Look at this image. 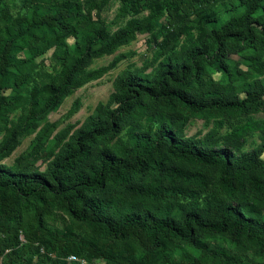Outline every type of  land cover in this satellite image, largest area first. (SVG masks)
I'll return each mask as SVG.
<instances>
[{"label": "trees", "instance_id": "16d2710c", "mask_svg": "<svg viewBox=\"0 0 264 264\" xmlns=\"http://www.w3.org/2000/svg\"><path fill=\"white\" fill-rule=\"evenodd\" d=\"M219 2L229 3L236 13L244 11L223 23L215 7ZM27 5L29 12L12 19L0 33V121L6 103H17L2 91L11 86L21 93L33 82L36 58L49 50L51 34L62 69L45 85L42 110L56 108L72 89L91 79L87 67L93 57L128 43L148 23L138 20L109 33L91 23L84 29L86 16L78 19L70 0L58 6L27 0ZM146 6L153 9V18L163 11L169 16L153 71L125 70L103 114L86 120L44 171L24 163L15 168L0 163V255L9 249L12 261L20 260L40 239L31 234L28 243L21 241L22 202L39 203L35 211L42 225L43 213L54 200L76 219L97 225L114 239L134 238L151 252L163 247L162 239L196 243L198 232H209L224 233L238 247L264 253V214L254 206L259 203L264 209V117L252 116L264 113V81L253 79L236 89L225 61L232 51L250 49L254 52L247 58L264 72V0H123L121 11L139 13ZM194 12L198 34L191 19ZM68 33L76 38L73 46L65 39ZM22 49L27 56L15 73L11 68ZM207 64L227 74L216 79ZM37 88L34 83L33 92ZM207 111L246 120L214 142L187 136L189 120ZM145 116L149 130L136 125ZM123 130L126 141L112 148L109 143ZM253 131L260 133L257 147L242 150L236 145ZM18 133L10 129L0 153L13 148ZM206 165L219 169V191L202 196L207 176L196 168ZM67 241L60 249L64 255H77L84 247L102 254L86 240ZM205 251L203 261L211 257L242 264L225 250L211 255ZM109 258L122 263L118 257ZM44 263L43 258L39 264Z\"/></svg>", "mask_w": 264, "mask_h": 264}, {"label": "rangeland", "instance_id": "374dc122", "mask_svg": "<svg viewBox=\"0 0 264 264\" xmlns=\"http://www.w3.org/2000/svg\"><path fill=\"white\" fill-rule=\"evenodd\" d=\"M35 1L43 5L58 6L64 0ZM70 1L78 11V19L86 16V23L82 26L84 29H86L87 23H91L94 27L101 28L105 32L114 33L138 20L148 19V23L145 28L137 30L128 43L119 46L112 52H104L93 57L87 67L91 79L83 86L72 89L56 108L42 110L43 106L40 102L43 100L45 85L57 79L62 69V64L55 53V36L50 35L49 50L36 58L33 82L21 93L14 92L11 86H7L2 91V95L9 101H17L13 105H10V102L6 103L4 117L0 121V145L9 135L10 129L19 130L13 148L8 153L4 151L0 153V163L10 167L23 166L24 163L30 169L44 171L48 163L60 152L61 147L72 139L74 132L86 120L103 114L110 95L115 92L118 77L125 70L150 74L158 63L154 60L159 51L158 43L168 30L169 16L166 11L156 14L153 18V9L149 6L142 7L139 13L122 12L123 0ZM215 7L220 12L223 23L234 15H241L244 11V8H240L238 13L230 10L229 3L219 2ZM29 9L27 0H0V33L12 19L28 13ZM197 16L195 12L191 14L196 34L199 33ZM65 39L70 46L75 44L76 38L73 34L68 33ZM26 51V49H22L17 54L11 68L13 72L18 73L17 64L27 56ZM253 52L250 49H237L230 52L225 59L236 89L244 87L253 79L264 81V72L253 66L247 58ZM262 57L264 58V52ZM207 66L214 71L216 79L227 74L214 65L207 64ZM34 83L38 86V90L35 92H33L35 90ZM252 116L262 118L264 113H253ZM245 120L246 116L230 117L215 111H207L192 117L186 125L185 133L187 136L214 142V140L229 134L237 124H242ZM140 123L136 122L138 128L150 129L146 116L140 120ZM124 141H126L125 130L109 145L116 148ZM260 142V133L253 131L240 138L236 145L241 144L242 150H252ZM200 168L206 174L208 183L207 191L203 192L202 196L217 193L219 191V169L208 165L196 169ZM150 175L155 176L153 173ZM184 185L198 188L195 183H185ZM22 206V223L25 228L20 231L21 241L28 243L27 235L31 234L40 237V239L34 242L35 246L20 260L12 261L9 249H6L0 255V264H39L43 258L45 259L44 264H224L211 257L208 261H203L205 250V252H209L208 255H211L210 252L215 250H225L229 254L239 257L242 264H264V253L258 254L254 250L238 247L224 233L198 232L196 243L162 239L163 247L151 252L134 238L114 239L104 234L97 228V225L94 226L87 221L76 219L65 210L61 203H58V200L50 202L49 210L43 213L42 225H38L37 221L35 208L40 207L37 201H33L27 206L22 202ZM254 206L257 209H262L264 214V209L259 203H255ZM206 216L208 219L211 218L208 211ZM71 237L88 241L101 250L102 254L97 255L84 247L81 252H76L77 255L73 254L77 256L78 261H70L69 256L60 253V249ZM108 255L122 259V263L111 260Z\"/></svg>", "mask_w": 264, "mask_h": 264}, {"label": "built area", "instance_id": "2783aa9c", "mask_svg": "<svg viewBox=\"0 0 264 264\" xmlns=\"http://www.w3.org/2000/svg\"><path fill=\"white\" fill-rule=\"evenodd\" d=\"M68 259L70 260V261H78V258H77V256H75V255H70L69 257H68Z\"/></svg>", "mask_w": 264, "mask_h": 264}]
</instances>
